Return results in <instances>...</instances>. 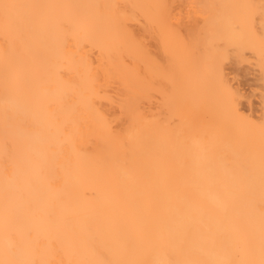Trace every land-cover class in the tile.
I'll return each instance as SVG.
<instances>
[{"label": "bare ground", "instance_id": "obj_1", "mask_svg": "<svg viewBox=\"0 0 264 264\" xmlns=\"http://www.w3.org/2000/svg\"><path fill=\"white\" fill-rule=\"evenodd\" d=\"M261 35L264 0H0V264H264Z\"/></svg>", "mask_w": 264, "mask_h": 264}, {"label": "snow or ice", "instance_id": "obj_2", "mask_svg": "<svg viewBox=\"0 0 264 264\" xmlns=\"http://www.w3.org/2000/svg\"><path fill=\"white\" fill-rule=\"evenodd\" d=\"M4 7H5V9H7L9 7H12V6H10V5H4ZM260 41H261V45L264 46V35H261ZM212 71H213V73H219L220 70L217 69V68H213ZM261 92H262L261 99H262V102H264V89H262Z\"/></svg>", "mask_w": 264, "mask_h": 264}, {"label": "rangeland", "instance_id": "obj_3", "mask_svg": "<svg viewBox=\"0 0 264 264\" xmlns=\"http://www.w3.org/2000/svg\"><path fill=\"white\" fill-rule=\"evenodd\" d=\"M244 86H245L246 89L248 88V85H244Z\"/></svg>", "mask_w": 264, "mask_h": 264}]
</instances>
